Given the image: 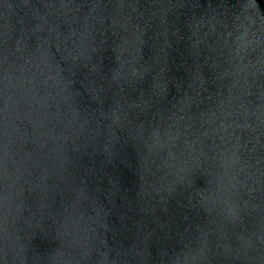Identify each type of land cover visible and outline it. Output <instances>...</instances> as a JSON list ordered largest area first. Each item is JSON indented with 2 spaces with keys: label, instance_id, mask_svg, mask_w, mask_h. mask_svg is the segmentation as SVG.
<instances>
[{
  "label": "water",
  "instance_id": "1",
  "mask_svg": "<svg viewBox=\"0 0 264 264\" xmlns=\"http://www.w3.org/2000/svg\"><path fill=\"white\" fill-rule=\"evenodd\" d=\"M0 264H264V0H0Z\"/></svg>",
  "mask_w": 264,
  "mask_h": 264
}]
</instances>
